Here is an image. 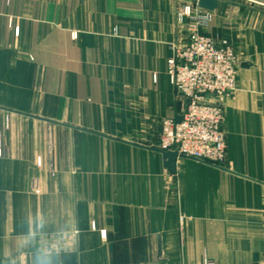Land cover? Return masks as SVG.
Listing matches in <instances>:
<instances>
[{"label":"crops","instance_id":"crops-1","mask_svg":"<svg viewBox=\"0 0 264 264\" xmlns=\"http://www.w3.org/2000/svg\"><path fill=\"white\" fill-rule=\"evenodd\" d=\"M0 0V264H264V0ZM192 29L239 58L220 166L160 149Z\"/></svg>","mask_w":264,"mask_h":264},{"label":"built area","instance_id":"built-area-1","mask_svg":"<svg viewBox=\"0 0 264 264\" xmlns=\"http://www.w3.org/2000/svg\"><path fill=\"white\" fill-rule=\"evenodd\" d=\"M177 17L179 21L190 18L196 26H205L211 11L185 5ZM238 67V55L226 38L192 29L184 43L173 46L168 68L179 110L178 117L162 121V151L225 166L228 144L224 105L236 91ZM206 264L213 262L207 260Z\"/></svg>","mask_w":264,"mask_h":264},{"label":"water","instance_id":"water-1","mask_svg":"<svg viewBox=\"0 0 264 264\" xmlns=\"http://www.w3.org/2000/svg\"><path fill=\"white\" fill-rule=\"evenodd\" d=\"M219 4V0H198V6L207 11H214ZM180 119V118H179ZM164 157L167 159V166L174 170L176 169V161L179 157L177 152L165 151Z\"/></svg>","mask_w":264,"mask_h":264},{"label":"clouds","instance_id":"clouds-1","mask_svg":"<svg viewBox=\"0 0 264 264\" xmlns=\"http://www.w3.org/2000/svg\"><path fill=\"white\" fill-rule=\"evenodd\" d=\"M58 254L59 249L55 245L38 249L34 255L33 264H56Z\"/></svg>","mask_w":264,"mask_h":264}]
</instances>
